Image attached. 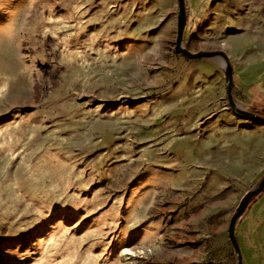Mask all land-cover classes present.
I'll list each match as a JSON object with an SVG mask.
<instances>
[{
    "label": "rangeland",
    "instance_id": "rangeland-1",
    "mask_svg": "<svg viewBox=\"0 0 264 264\" xmlns=\"http://www.w3.org/2000/svg\"><path fill=\"white\" fill-rule=\"evenodd\" d=\"M264 111V0H185ZM177 0H0V264H237L264 123ZM264 264V189L235 225ZM124 249L131 250L124 254Z\"/></svg>",
    "mask_w": 264,
    "mask_h": 264
},
{
    "label": "water",
    "instance_id": "water-1",
    "mask_svg": "<svg viewBox=\"0 0 264 264\" xmlns=\"http://www.w3.org/2000/svg\"><path fill=\"white\" fill-rule=\"evenodd\" d=\"M178 5V12L176 17V32H175V39L173 44V50L177 54H181L190 59H199V58H206V57H218L220 56L223 61V70H224V81H225V88H226V95H227V102L228 106L232 110L234 114L241 118L250 119L253 121L263 122L264 117L256 112L249 111L243 109L239 104L236 103L233 97V69L226 54L221 50H198V51H190L187 49L182 42L183 33L186 24V8H185V0H177ZM264 189V174L258 184L246 191L244 195L240 198L234 212L229 218L228 225H227V236L230 241V244L236 254L237 264H243L242 262V255L241 249L235 235V225L241 214L243 213L244 209L248 205L251 199L259 195L262 190Z\"/></svg>",
    "mask_w": 264,
    "mask_h": 264
},
{
    "label": "bare ground",
    "instance_id": "bare-ground-1",
    "mask_svg": "<svg viewBox=\"0 0 264 264\" xmlns=\"http://www.w3.org/2000/svg\"><path fill=\"white\" fill-rule=\"evenodd\" d=\"M217 58V60L219 61V63L223 66L224 64H223V61H222V58L220 57V56H218V57H216ZM124 254H130L131 253V250H129V249H124Z\"/></svg>",
    "mask_w": 264,
    "mask_h": 264
},
{
    "label": "trees",
    "instance_id": "trees-1",
    "mask_svg": "<svg viewBox=\"0 0 264 264\" xmlns=\"http://www.w3.org/2000/svg\"><path fill=\"white\" fill-rule=\"evenodd\" d=\"M258 114H260L264 117V111H260V113H258Z\"/></svg>",
    "mask_w": 264,
    "mask_h": 264
}]
</instances>
